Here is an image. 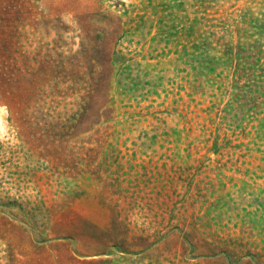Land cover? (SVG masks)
Segmentation results:
<instances>
[{"label": "rangeland", "instance_id": "rangeland-1", "mask_svg": "<svg viewBox=\"0 0 264 264\" xmlns=\"http://www.w3.org/2000/svg\"><path fill=\"white\" fill-rule=\"evenodd\" d=\"M2 1L0 264H264V0Z\"/></svg>", "mask_w": 264, "mask_h": 264}, {"label": "trees", "instance_id": "trees-1", "mask_svg": "<svg viewBox=\"0 0 264 264\" xmlns=\"http://www.w3.org/2000/svg\"><path fill=\"white\" fill-rule=\"evenodd\" d=\"M4 4H3V1L0 0V14L6 15L9 8H7V5L6 4L4 5Z\"/></svg>", "mask_w": 264, "mask_h": 264}]
</instances>
